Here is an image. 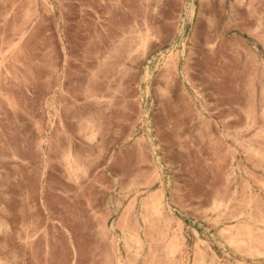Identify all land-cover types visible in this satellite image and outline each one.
<instances>
[{"label":"rangeland","instance_id":"obj_1","mask_svg":"<svg viewBox=\"0 0 264 264\" xmlns=\"http://www.w3.org/2000/svg\"><path fill=\"white\" fill-rule=\"evenodd\" d=\"M0 264H264V0H0Z\"/></svg>","mask_w":264,"mask_h":264}]
</instances>
